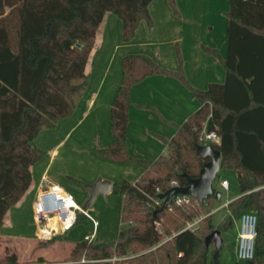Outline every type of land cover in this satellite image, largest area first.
<instances>
[{"label": "trees", "instance_id": "1", "mask_svg": "<svg viewBox=\"0 0 264 264\" xmlns=\"http://www.w3.org/2000/svg\"><path fill=\"white\" fill-rule=\"evenodd\" d=\"M151 1L0 0V224L30 186L31 165L39 153L35 138L63 116L79 90L105 12L121 19V39L126 42L141 20L151 21ZM168 2L176 11L174 0ZM226 16L225 81L194 89L200 107L175 125L174 136L165 140L167 152L155 160L127 150L130 88L153 74L188 82L181 69L163 68L146 55L122 58V82L110 108L114 141L96 153L113 163H135L143 171L134 183L123 179L111 186L120 197L116 240L76 242L62 264H207L204 238L217 228L210 215L215 197L202 202L188 197L155 215L150 206L152 197L160 194L156 190L167 191L171 180L184 186L183 173L198 176L205 162L196 153L203 130L218 134L219 144L213 145L221 153L220 168L235 170L239 184V196L227 204L224 227L242 210H254L257 235L251 261L264 264V0H230ZM206 50L220 57L218 50ZM198 215L197 226L185 228ZM84 219L79 214L77 223ZM199 224L202 230H197ZM58 239L55 235L40 244L45 247ZM3 240L10 239L0 235V245ZM217 258L218 253L210 264H218ZM36 263L45 262L41 258ZM0 264H18L17 255H0Z\"/></svg>", "mask_w": 264, "mask_h": 264}, {"label": "crops", "instance_id": "2", "mask_svg": "<svg viewBox=\"0 0 264 264\" xmlns=\"http://www.w3.org/2000/svg\"><path fill=\"white\" fill-rule=\"evenodd\" d=\"M210 1L174 0V11L168 0H152L148 7L151 21L141 20L134 36L126 42L121 39V19L110 11L105 12L78 92L63 116L52 127L42 129L34 140L39 153L31 165V183L4 215L0 224L2 237L21 243L23 248L37 242L34 202L42 184L60 186L82 207L89 196L86 186L98 179L108 180L111 186L123 179L131 183L139 179L143 169L137 164L113 163L96 153L97 148H106L114 141L110 108L122 82L125 55H146L163 68L181 69L187 79L188 85L173 75L153 74L130 88L128 152L147 160H155L167 152L165 140L174 136L175 125L183 123L200 107L194 89L205 90L211 83L225 81L222 58L226 56L227 36L226 45L218 49L210 9L208 12L200 9L201 3ZM206 48L218 49L220 57ZM239 194L219 208H227ZM92 211L93 207H89L88 212ZM228 216L227 210L223 221ZM83 221L91 223L88 219ZM98 227L99 224L94 238ZM92 232L84 234L82 239ZM58 234L60 245L36 250L37 257L55 260L69 255L74 242L62 237L65 232Z\"/></svg>", "mask_w": 264, "mask_h": 264}, {"label": "rangeland", "instance_id": "3", "mask_svg": "<svg viewBox=\"0 0 264 264\" xmlns=\"http://www.w3.org/2000/svg\"><path fill=\"white\" fill-rule=\"evenodd\" d=\"M200 9H204L207 12L210 9L211 16L213 18V35L217 41L218 49L222 48L226 45V12L229 8V0H212L209 3H201ZM8 12V9L6 10ZM10 24H13L11 22ZM217 49V50H218ZM228 182L227 190H224L220 186L221 181ZM248 182H253L251 178H248ZM212 186L216 191L220 193L219 200H213L211 204V221L213 225L217 228L222 230L221 237H222V244L220 249L218 250V264H246V261L237 260L235 254V247H236V229L238 228V215L232 218V223L229 226L224 227L226 224V220L223 221L227 216V208H219L221 204H223L226 200L234 198L239 193V184L237 180V175L235 170L231 168H221L215 179L212 182ZM119 203L120 197L118 194L110 192L107 195H98L93 203L89 207H93L94 211H92V216L97 220L99 227L95 232V238L92 240L94 243H109L116 240L117 232H118V225H119ZM88 207V208H89ZM88 210V209H87ZM242 211H249L255 212L252 209L242 210ZM241 211V212H242ZM202 216L198 215L194 217L190 222L198 221L201 219ZM26 221V220H25ZM186 223L185 225H187ZM33 227L35 223L33 221ZM198 224V223H197ZM197 224L194 226L196 227ZM193 227V228H194ZM24 228H28L27 225L24 224ZM197 230H202L203 226L201 224L198 225ZM93 230L92 224L90 222L80 221L76 223L70 230L66 231L65 234L62 236L65 240L69 242H80L84 234H89ZM59 234H56L58 236ZM55 236V235H54ZM52 236L50 239H52ZM36 240L37 242L33 244H25L20 245L21 243L15 240H3L0 245V255H10L15 253L17 255L18 264H39L36 263L38 259L42 257H37L36 250H41L42 248H49L50 246H59L60 243L55 241L53 244L48 246H41V241H48L50 239H39ZM214 252L215 249L213 245H209L208 249V263L214 261ZM66 257H60L59 259H44L45 263L40 264H62L63 260H66Z\"/></svg>", "mask_w": 264, "mask_h": 264}, {"label": "built area", "instance_id": "4", "mask_svg": "<svg viewBox=\"0 0 264 264\" xmlns=\"http://www.w3.org/2000/svg\"><path fill=\"white\" fill-rule=\"evenodd\" d=\"M219 136L215 131L203 130L199 135L198 142L200 145L219 144ZM176 180L169 182V188L178 186ZM220 186L227 190L228 182L223 180ZM157 193H161L158 189ZM190 196L178 194L172 203L180 205ZM163 199L152 197L150 206L153 209L161 207ZM226 205V204H225ZM83 215L90 220L93 225V232L86 237L92 242L94 231L97 228V220L84 210L73 198V196L64 191L60 186L46 183L42 184L39 193L34 202V219L38 225L39 239H50L52 236L70 230L76 223L78 215ZM238 229L236 234L235 254L237 260L251 261L255 251V238L257 235V214L255 212L244 211L238 215ZM198 221L188 223L185 228L192 229ZM81 261H84L82 259Z\"/></svg>", "mask_w": 264, "mask_h": 264}, {"label": "water", "instance_id": "5", "mask_svg": "<svg viewBox=\"0 0 264 264\" xmlns=\"http://www.w3.org/2000/svg\"><path fill=\"white\" fill-rule=\"evenodd\" d=\"M196 153L205 159L198 176L191 177L183 173L182 176L186 178L187 184L184 186H174L160 193L158 197L163 199V204L153 211V215L163 211L178 194L193 197L198 202L204 201L210 195H213L216 200L220 199V193L212 186V182L221 167L220 151L213 144L209 143L206 145H197ZM86 189L89 196L82 206L84 210L88 209L99 194L105 195L109 192L111 190V183L108 180L98 179L95 183L87 185ZM204 244L205 246L213 245L215 249L213 258H215L222 244L221 230L218 228L212 229L205 236ZM246 264L253 263L252 261H247Z\"/></svg>", "mask_w": 264, "mask_h": 264}]
</instances>
